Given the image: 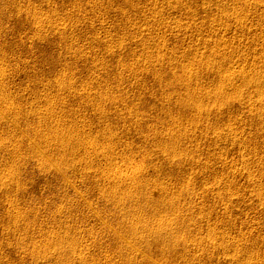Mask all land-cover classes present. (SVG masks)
<instances>
[{
	"label": "rangeland",
	"instance_id": "374dc122",
	"mask_svg": "<svg viewBox=\"0 0 264 264\" xmlns=\"http://www.w3.org/2000/svg\"><path fill=\"white\" fill-rule=\"evenodd\" d=\"M117 170L147 184L125 217ZM68 245L264 264V0H0V264H82Z\"/></svg>",
	"mask_w": 264,
	"mask_h": 264
},
{
	"label": "bare ground",
	"instance_id": "6f19581e",
	"mask_svg": "<svg viewBox=\"0 0 264 264\" xmlns=\"http://www.w3.org/2000/svg\"><path fill=\"white\" fill-rule=\"evenodd\" d=\"M259 97V96H258ZM261 99V98H260ZM258 102H259V100H258ZM257 102V103H258ZM260 103H263L262 101L260 102ZM69 134V133H68ZM65 137H67V135L65 136ZM63 138V137H62ZM65 139V138H64ZM63 139V140H64ZM61 141V140H60ZM94 145V144H93ZM96 148H98V147H96ZM93 151V150H92ZM96 151V150H95ZM89 153V152H88ZM94 153H96V152H94ZM108 154V153H107ZM132 164V163H131ZM136 165V164H135ZM132 167H133V165H131ZM139 166V165H138ZM138 166L136 167V169H138ZM135 167V166H134ZM119 168V167H118ZM127 168V167H126ZM10 171H11V169H10ZM58 171H60V169L58 170ZM123 171V170H122ZM129 171V170H128ZM109 172V171H108ZM133 172V171H132ZM134 172L136 173V171L134 170ZM129 173V172H128ZM142 173V172H141ZM62 174V173H61ZM111 174H113V176L111 177V178H113L114 180H115V184H120L119 186H116L114 189H113V191L112 192H109V194H107V195H109V196H111V199L112 198H117V197H119L118 196V194H121V192H122V194H123V196H122V198H120L121 200H118L119 202H118V204H116V202H115V204H116V206H117V212H115L113 215H115L116 216V214H118L119 216L120 215H123L122 213L124 212V210L125 209H127V208H129L131 205H133L132 203H133V201H135V200H138L139 198L138 197H141L140 196V194L141 193H145V188L147 187V184H146V187L144 188L142 185H139L138 186V184H140V177H138L139 175H137V174H133V173H131V174H127V173H123V172H121V171H112V173ZM13 175V174H12ZM86 175V174H85ZM104 175H106V174H104ZM64 176V175H63ZM94 176V175H93ZM109 176V175H108ZM107 176V178H109ZM96 178V177H95ZM100 178H102V177H100ZM106 178V179H107ZM103 179V178H102ZM105 179V178H104ZM112 179V180H113ZM93 180V179H92ZM111 180V181H112ZM113 180V181H114ZM110 181V182H111ZM95 182V181H94ZM98 182V181H97ZM4 183V182H3ZM6 183V182H5ZM10 183V182H9ZM105 183V182H104ZM142 183V182H141ZM133 185V187H129V185ZM143 184V183H142ZM10 185V184H9ZM114 185V184H113ZM134 185L136 186V188H135V190H133L134 189ZM144 185V184H143ZM8 185L6 184L5 185V187H7ZM98 186V185H97ZM112 186V185H111ZM120 186H121V188H120ZM72 187V186H71ZM74 187V186H73ZM113 188V187H112ZM105 189V188H104ZM120 190V191H119ZM75 191H77V189L75 190ZM146 191H148V190H146ZM61 193V192H60ZM140 193V194H139ZM58 194V193H57ZM100 194V193H99ZM103 194V193H102ZM136 194H138V195H136ZM60 195V194H59ZM104 195H105V193H104ZM142 195V194H141ZM121 196V195H120ZM150 196V195H149ZM156 196V195H155ZM62 197V196H61ZM135 197V198H134ZM148 197V196H147ZM105 198V197H104ZM110 198V197H109ZM143 198V197H142ZM157 198V197H156ZM156 198H155V200H154V197H149V199H148V201L150 200L151 202H153V203H155V202H157V200H156ZM141 199V198H140ZM146 199V198H145ZM85 200V199H84ZM106 200V199H105ZM87 201V200H86ZM102 201V200H101ZM107 201V200H106ZM112 201V200H111ZM139 202H141V200L139 201ZM83 203V202H82ZM88 203V202H87ZM90 203V202H89ZM100 203H102V202H100ZM105 203V202H104ZM113 204V203H112ZM138 204V203H137ZM144 204V203H143ZM147 204V203H146ZM150 205H151V203H149ZM148 204V205H149ZM156 204V203H155ZM159 204V203H158ZM102 205V204H101ZM104 205V204H103ZM102 205V206H103ZM111 205V204H110ZM153 205V204H152ZM151 205V206H152ZM90 207H91V205H89ZM137 206H139V205H137ZM156 206V205H155ZM158 206V205H157ZM111 207V206H110ZM109 207V208H110ZM133 207V206H132ZM142 207V206H141ZM145 208H146V206H144ZM153 207V206H152ZM63 208V207H62ZM108 208V209H109ZM135 208H138V207H135ZM148 208H150L149 206H148ZM13 209V208H12ZM97 209V208H96ZM104 209V208H103ZM107 209V210H108ZM116 209V208H115ZM133 209V208H132ZM105 210V209H104ZM128 210V209H127ZM131 210V209H130ZM135 210V209H134ZM136 210H138V209H136ZM145 210V209H144ZM13 212V211H12ZM106 212V211H105ZM109 212V211H108ZM114 212V211H113ZM138 212V211H137ZM159 212V211H158ZM12 214V213H11ZM10 214V215H11ZM58 215L60 214V210H59V213H57ZM104 214V213H103ZM103 214H101V215H103ZM108 214V213H107ZM111 214V213H110ZM128 214V213H127ZM161 214V213H160ZM14 215V214H13ZM16 215V214H15ZM61 215V214H60ZM59 215V216H60ZM98 215V214H97ZM117 215V216H118ZM154 215V214H153ZM152 215V216H153ZM155 215H157V214H155ZM58 216V217H59ZM61 216H63V215H61ZM124 217H125V215H123ZM17 217V216H16ZM96 217V216H95ZM99 217V216H98ZM102 217V216H101ZM100 217V218H101ZM104 217V216H103ZM112 217V216H111ZM123 217V218H124ZM100 218H97V219H100ZM120 218V217H119ZM122 218V217H121ZM123 218L121 219V220H123ZM151 218V217H150ZM93 219V218H92ZM127 219V218H126ZM132 219H134V218H132L131 217V220ZM137 219V218H136ZM161 219V218H160ZM171 219V218H170ZM14 220H16L15 218H14ZM96 220V219H95ZM105 220V219H104ZM117 220H120V219H118V217H117ZM125 220V219H124ZM131 220H130V222H131ZM155 220H156V218H155ZM162 220V219H161ZM164 222H162L161 224V226L163 227V225L164 226H166V225H170V223H171V221L170 220H168V219H165L164 218ZM168 222H167V221ZM99 221V220H98ZM97 221V222H98ZM125 221H127V220H125ZM129 221V220H128ZM128 221L126 222V223H128ZM146 221V220H145ZM152 221V220H151ZM159 221V220H158ZM163 221V220H162ZM103 222H105V221H103ZM122 222V221H121ZM120 222V223H121ZM129 222V223H130ZM147 222V221H146ZM159 222H161V221H159ZM106 223H108V222H105L104 224L106 225ZM125 223V222H124ZM128 223V224H129ZM108 225V224H107ZM144 225V222L143 221H141V220H133L132 221V224L131 225H129V226H127L128 228H129V232L131 233V234H133L132 236H134V237H136L137 236V231H139L138 230V227L139 226H143ZM102 226H103V224H102ZM100 227V226H99ZM103 228H104V226H103ZM105 228H106V226H105ZM104 228V229H105ZM108 228V227H107ZM111 228V227H110ZM126 228V227H125ZM143 227H141V229H142ZM145 228V227H144ZM103 229V230H104ZM114 229H116V228H114ZM148 229H150V228H148ZM157 229V228H156ZM159 229V228H158ZM127 230V229H126ZM107 231H110V230H106V233H107ZM117 231V230H116ZM118 231H120L119 229H118ZM117 231V232H118ZM116 233L115 232V230L114 231H110V235H112V233ZM122 232V231H121ZM128 232V231H127ZM128 232V233H129ZM145 232V231H144ZM148 232L150 233V234H158V235H156V236H158V237H163V235H168V228H162L161 230H157V231H154V230H148ZM170 232V231H169ZM139 233V232H138ZM171 233V232H170ZM57 234H60V233H57ZM90 234V233H89ZM108 234H109V232H108ZM118 234H119V232H118ZM121 234V233H120ZM130 234V235H131ZM91 235H93V234H91ZM90 235V236H91ZM116 235V234H115ZM141 234H139V236H140ZM60 236V235H59ZM61 236H62V233H61ZM139 236H137V238L139 237ZM142 237H139V239L140 240H143V235H141ZM166 236H164V237H166ZM57 237V236H56ZM66 237V236H65ZM94 237V236H93ZM114 237V236H113ZM117 237V236H116ZM120 237H121V235H120ZM123 237V236H122ZM149 237H150V235H149ZM63 238V237H62ZM119 238V237H118ZM58 239H59V237H58ZM60 239H61V237H60ZM123 239V238H122ZM122 239H121V241H122ZM135 240H136V238H135ZM145 240V242H146V239H144ZM62 241H63V239H62ZM67 242H68V239H67ZM66 242V244H70V242H71V240H70V242H68L67 243ZM129 242V241H128ZM142 242V241H141ZM58 243H61V242H58ZM57 243V244H58ZM63 243V242H62ZM65 243V242H64ZM127 243V242H126ZM125 243V244H126ZM131 243V242H130ZM144 243V242H143ZM57 244H55L56 246H55V248H53V249H56V250H61L62 251V249H63V247H62V244H59V246H57ZM124 244V245H125ZM142 244V243H141ZM127 245V247H128V245H129V243L128 244H126ZM131 245H133V244H131ZM65 246L66 245H64V250L66 251V252H68L67 250L69 249V248H67V249H65ZM70 247V246H69ZM127 247H126V249H127ZM132 247H134L133 249H136L135 248V246H132ZM71 248V251H70V253H73V255H75L76 254V256H78L79 257V262H83L82 264H85V262L86 261H84V259H83V257L81 256L86 250H84V252H82L81 251V253H77L75 250H78V249H75V246L72 248V247H70ZM125 248V247H124ZM131 248V247H130ZM52 249V250H53ZM85 249H87V248H85ZM139 249V248H138ZM137 249V250H138ZM129 250V249H128ZM65 251H62V252H65ZM139 251V250H138ZM141 251V250H140ZM57 252V251H56ZM87 252V251H86ZM131 252V251H130ZM133 252V251H132ZM52 253V252H51ZM55 253V252H54ZM75 253V254H74ZM137 253V252H136ZM39 254L40 253H38V256H39ZM58 254V253H57ZM59 254H60V252H59ZM68 254V253H67ZM87 254V253H86ZM72 255V256H73ZM42 256V255H41ZM46 256V255H45ZM49 256H51V255H49ZM70 257V256H69ZM84 257H85V254H84ZM39 258V257H38ZM51 258V257H50ZM50 258H48V259H50ZM68 258V257H67ZM66 258V259H67ZM40 259H43V257H40ZM47 258H46V260H48ZM57 259H59V258H57ZM66 259H64V260H66ZM69 259V258H68ZM67 259V260H68ZM71 259V258H70ZM73 259V258H72ZM71 259V260H72ZM75 259V258H74ZM86 259V258H85ZM60 260H63L62 258L60 259ZM66 260V261H67ZM57 261V260H56ZM59 261V260H58ZM76 261V260H75ZM51 262H53V260L51 261ZM50 262V263H51ZM62 262V261H61ZM70 262V261H69ZM68 262V263H69ZM68 263H66V264H68ZM78 262H76V264H77ZM88 263V262H87ZM60 264V263H59ZM64 264V263H63ZM70 264V263H69ZM81 264V263H80ZM89 264V263H88Z\"/></svg>",
	"mask_w": 264,
	"mask_h": 264
}]
</instances>
